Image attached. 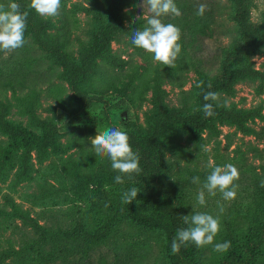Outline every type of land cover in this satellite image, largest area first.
Masks as SVG:
<instances>
[{"label":"rangeland","instance_id":"374dc122","mask_svg":"<svg viewBox=\"0 0 264 264\" xmlns=\"http://www.w3.org/2000/svg\"><path fill=\"white\" fill-rule=\"evenodd\" d=\"M184 1L189 3L188 11L192 10L195 16L201 2L206 3L207 8L214 7L218 12L214 35L192 36L185 32L187 45H183L175 68L156 62L153 54L131 43L134 29L138 24L143 29L146 20L142 17L143 9L137 7L141 0H128L123 11L124 32L111 43L113 62L100 66V72L108 81L107 90L96 92L94 87L86 86V92L93 98L90 105H81L74 100L68 83L62 77H57L62 75L63 70L50 57L42 54L30 36H25L23 47L0 52V65L11 67L0 73L4 76L14 67L22 66L25 72L27 62L37 59L32 65L39 70V75L32 74L33 80L28 81L31 86L34 81L37 83L40 106L36 114L40 121L53 123L59 128V142L63 149L71 147L64 154L51 156L45 162H39L34 155L31 179L20 185L15 184L20 169L19 158L15 159L7 181L0 183V255L13 254L4 264H31L26 260L20 263L17 253L21 259L28 256L27 260L32 262L39 255L46 256L52 249L51 245H47L37 252L40 234L27 220L54 233L71 230L75 220L80 218H84L90 230H95L107 218L108 204L96 194V188L87 189L81 199L75 198L73 189L76 182L63 174L62 170L70 156L79 157L80 146L94 152L91 140L98 131L112 127L138 134L148 132L150 118L156 113L154 100L157 87L166 93L165 102L169 109H185L189 113L197 109L195 86L203 76L198 72L213 79L221 68L226 52L236 45L240 35L233 21L234 6L229 0ZM0 3L7 5L9 0H0ZM108 3L109 0H61L58 16H39L50 25L47 31L49 38L78 61L80 52L90 45L96 29L93 12L98 10L106 23ZM249 7L251 23L260 27L264 22V0H251ZM193 13L192 20L195 19ZM133 17L141 19L133 24ZM162 20L179 26L175 16H165ZM189 38L196 41L191 42ZM251 62L256 70L264 74V49L254 55ZM15 78L18 80L21 75L15 74ZM29 91V88L21 90L18 96L26 95ZM0 100L11 104L9 121L40 132L30 125L29 117L22 112L24 106L12 98L11 91ZM225 100L230 106L224 108L240 111L260 109L262 117L248 123L249 133L241 132L232 124H218L219 134L215 136L206 132L202 145L191 142L186 133L176 132L168 139L169 145L178 150L173 152L168 149L164 155V165L171 183L200 177V184L192 183L182 194L187 214L190 215L195 209L220 217V231L213 245L201 248L199 264H220L227 251H215V243H223L230 238L233 242H239L254 224L264 223V206L257 210L258 205L264 204L260 193L264 187V81H240L233 95L221 94L220 104ZM8 143V137L0 133V151ZM204 146L209 151H203ZM104 159L110 170L115 171L110 159ZM210 163L213 166L231 163L237 167L240 175L235 183L239 187L236 198L230 201L224 200L219 192L213 197L205 191L206 204L201 206L196 198L212 171ZM219 205H223V212H220ZM90 260L92 264H172L164 234L130 221L118 224L114 235L104 245L94 249ZM253 264H264V243Z\"/></svg>","mask_w":264,"mask_h":264},{"label":"trees","instance_id":"16d2710c","mask_svg":"<svg viewBox=\"0 0 264 264\" xmlns=\"http://www.w3.org/2000/svg\"><path fill=\"white\" fill-rule=\"evenodd\" d=\"M229 1L234 6L233 21L238 28L240 39L230 51L226 52L221 68L213 79L198 72L199 75H203L200 81L204 82V86L202 88L195 86L197 109L190 113L185 109H169L165 102L166 93L157 87L154 100L156 113L150 118V130L141 134L126 132L133 150L140 156L142 171L138 175L132 174L130 178L125 175L123 184L116 183L114 179L121 173L111 171L105 159L100 160L94 152L83 145L80 146L79 157L68 158L62 168L63 174L75 180L73 191L77 199H81L82 193L87 189L95 187L96 194L108 204L109 215L95 230H90L84 218H80L75 220L71 230L54 233L47 232L34 221L27 220L40 234L37 247L35 246L37 252L42 247L52 246L46 256L39 255L37 259L39 261L35 260L36 264H92L90 257L94 249L104 245L114 235L117 225L122 221H130L143 228L160 230L165 236L172 264H199L198 255L202 247L189 243L187 246H181L178 253L174 254L171 251L172 240L177 230L187 227L180 219L181 216L188 215L182 194L192 185V179L171 183L164 165V155L168 149L173 152L178 150L169 145L168 139L176 132L186 133L191 142L202 145L206 132L215 136L219 134L218 124H232L241 132L249 133L251 130L248 123L262 117L260 109L240 111L220 107L216 102L203 99L207 91L233 95L234 88L240 81L247 79L264 81V74L256 70L251 62V58L264 49V22L260 27H255L251 23L249 19L251 0ZM15 2L21 5V11L29 13L25 36H30L42 54L50 57L63 70L62 75L59 74L57 77H62L68 83L74 100L81 105L92 104L93 98L89 97L85 87L88 85L94 87L96 92L107 90L108 81L100 72V66L102 63L113 62L111 43L115 37L124 32L123 11L128 0H109L106 23L98 10L93 12L96 29L90 45L80 52L78 61L49 38L47 31L50 25L30 7L31 0H15ZM175 2L181 10V15L175 16V20L182 30L180 41L182 47L187 45L185 32L192 36L214 35L218 12L213 6L207 8L203 16L198 14L195 16L192 10L188 11V2L184 0H175ZM191 13L195 16L194 20ZM136 28L141 29L140 24ZM189 40L196 41L191 38ZM34 60L27 62L25 72L20 66V68H12L6 76L0 74V97H5V94L11 91L12 98L24 106L22 112L29 117L30 125L40 130L36 133L9 121L11 104L0 100V133L9 139L6 148L0 151V183L7 181L9 172L15 165L13 161L17 158L20 161V169L15 184L20 185L31 179L34 155L39 162H45L51 156L64 154L71 149V147L62 148L59 142V128L53 123L40 121L36 114L40 106V96L36 92L37 83L34 81L32 86L28 83L33 80L32 74L39 75V70L32 65ZM5 68L8 67L0 65V73H3ZM53 71L51 69V73ZM15 74L21 75V78L17 80ZM90 82L91 84H88ZM209 83L212 85L211 88H208ZM28 88L30 91L26 95L18 96L21 90ZM205 103H213L215 113L213 116H205L202 110ZM132 187H136L140 193L132 204H123V192ZM260 193L264 199V187ZM263 206L264 204L258 205L257 210ZM227 241L231 242V247L220 264H253L255 256L264 243V223L254 224L239 242H233L231 238ZM17 256L20 263L22 260L35 263L27 260L28 256H24L23 259L18 253ZM11 257L13 254L0 255V264H4Z\"/></svg>","mask_w":264,"mask_h":264},{"label":"clouds","instance_id":"9594fccd","mask_svg":"<svg viewBox=\"0 0 264 264\" xmlns=\"http://www.w3.org/2000/svg\"><path fill=\"white\" fill-rule=\"evenodd\" d=\"M30 7L39 15L44 17H56L59 15L61 0H31ZM137 7L143 9V18L146 20V26L143 29H134L131 36V43L144 51L153 54L154 61L175 68V62L182 51L180 43L182 30L173 23H165L162 17L180 16L181 10L175 0H141ZM207 4L201 2L198 4L197 14L203 16L207 10ZM29 13L21 11V5L15 0H9L7 5L0 3V52H11L21 48L26 43L25 31ZM141 17H133L132 23L135 24ZM202 88L203 81L196 85ZM212 85L209 83L208 88ZM221 94L216 91H207L203 99L205 101L216 102L218 106L229 107L227 100L220 104ZM203 112L206 117L213 116V103H205ZM95 155L103 160L108 157L111 161L113 170L118 171L121 175L115 176V182L123 184L124 176L129 178L132 174H139L140 156L133 150L128 134L117 128L109 127L105 130L98 131L97 135L91 140ZM203 151H209L204 146ZM212 171L207 175L205 182L202 184L197 194L198 204H206L205 191L209 196H216L217 192L222 194L224 200H233L237 196L239 185L235 183L239 180V171L233 164L228 163L224 166H213ZM193 184H200V177H192ZM264 186V182H262ZM139 190L136 187L124 191L122 194L123 204H132L136 200ZM220 212H223V205H219ZM182 222L187 225L177 230L172 240L171 251L175 254L181 249V246H187L189 243L197 247L213 245L215 237L221 228L219 216H213L206 212H199L193 209L190 215L180 217ZM231 242L215 243L214 250L217 252H226L230 249Z\"/></svg>","mask_w":264,"mask_h":264}]
</instances>
